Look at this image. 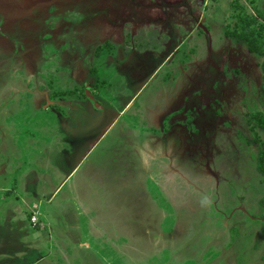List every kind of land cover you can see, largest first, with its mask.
<instances>
[{"label": "rangeland", "instance_id": "1", "mask_svg": "<svg viewBox=\"0 0 264 264\" xmlns=\"http://www.w3.org/2000/svg\"><path fill=\"white\" fill-rule=\"evenodd\" d=\"M239 2L264 14V0ZM233 3L0 0V264H264L262 57L226 35ZM133 46L154 51L121 65L117 53ZM83 114L69 142L62 122ZM115 117L72 171L102 119ZM149 122L172 139L169 198L148 167L161 161ZM56 141L63 167L41 165L36 144ZM20 216L25 241L52 232L46 216L86 233L31 259L7 227Z\"/></svg>", "mask_w": 264, "mask_h": 264}, {"label": "crops", "instance_id": "2", "mask_svg": "<svg viewBox=\"0 0 264 264\" xmlns=\"http://www.w3.org/2000/svg\"><path fill=\"white\" fill-rule=\"evenodd\" d=\"M153 51L154 50H150L148 48H144V47L140 48V47H134L133 46V47H131V49L129 48L126 51L118 52L117 56H116L117 57L116 59L119 60L118 59L119 56L122 55V57L120 58V63L122 65V63L126 59V57L129 59V58H132V57H134V56H136L138 54L147 56L148 54H150ZM129 78L132 80V77L130 75H129ZM132 82H133V80H132ZM145 82H143V83L145 84ZM146 84H147V82H146ZM128 87H130L129 91H128L129 94L126 93V92L123 93V95L125 94V97H129L131 91L135 92V90H136V88L133 89L132 83H131V85H128ZM98 106L102 107V105H98ZM162 114L160 113L159 115H162ZM86 116H88V115L83 114L82 117H79L76 120L74 118H72L71 120H70V118H67L66 120H64V122H62V124H64V126L68 125L66 131H63L64 133L67 134V137H68V135H69V133H70V131L72 129V125L76 121H78V122L79 121H84L86 119ZM88 117L90 118V116H88ZM163 118L164 117H161L159 119L158 123H160ZM116 120H118L117 117L113 118V120L109 121L108 124H107L106 123V118L102 119L101 125H100V127L98 129V132H96V134L93 135V138L91 137V138H89L87 140V141H91V140H93V141L90 142L88 145L86 144L87 146L85 145L78 152L77 155H78L79 160L74 162V166L75 167L72 169V171L77 168V166L83 161V159H85V157L90 153L91 150H93L96 146H98V144L101 143L103 141V139L109 135L108 131H110L112 129V126L117 123ZM148 125H151V122H149ZM151 127H150L149 131H147L146 133H148V135L150 137H152V139L155 141L156 144L155 143L154 144H155L156 148L159 147L158 149H153L152 148V151H153L152 153H154V155L156 156L155 158H158L161 161L157 162V163H155V162L150 163V164H148V167L150 166V172L151 173L153 172L152 175L154 176L155 183L160 187L159 190H161L162 192H166V195L169 198L170 195H169L168 190H170V187L169 188L166 187L165 184H166V180L168 179V181H169L168 185H170L171 165H170L168 159L171 156V149H170V146L168 144H166V143L168 141L172 140V139L166 140V138L169 136L168 133H170V132L162 130L161 134H159V133L155 134L154 130L155 129L159 130V128L156 127V126H153V123H152ZM151 129L153 131H151ZM120 130H123V129L120 128ZM83 131L84 130H82V137L85 139V132H83ZM123 133L125 134L124 130H123ZM183 137H185V136L183 135ZM175 138H176V136H175ZM68 139H70L69 142L72 141V138H70V136L68 137ZM41 141H42V139H41ZM161 144H162V146H160ZM58 145H59V141H56L55 143H53L51 145L50 144H45L43 142H40V143L36 144V146L34 148V151L36 153H42L43 154L42 155V159L43 160L41 161V165H45V164L53 165L55 162H58L57 165H59V168L63 167L59 163V158L57 156L59 154V151L61 149L65 148V145H63L62 143H61V145H59V146ZM54 152H56V154H54ZM44 158L49 159V163L47 162V163L44 164V160H47V159H44ZM57 171L59 172V170H57ZM84 175L86 176V173H84ZM44 176L46 177V179L49 178V174L46 171H44ZM84 178H86V177H84ZM66 179L67 178L61 180L60 182L65 183ZM85 192L86 191L83 190L82 193H81V194H83V197H86V195L89 194V192L88 193L87 192L85 193ZM163 204H165V202ZM46 217H47V219L52 220V223H54V226H52V232H50L49 235H48V232L41 233V234H34L35 237L38 238V239L35 238L34 241L33 240L25 241L21 237L23 235L22 232L25 231V232L29 233L27 230H24L25 228H22L23 224H25V220H22L23 217L20 216V217L17 218V221L19 222V224H17V226H12L13 224L8 219V223H9L10 227L9 226H7V227L10 228L11 231L13 230L16 234H19L20 235L19 238H21L18 241H17V239H15V242H18L19 247H20V250L18 252H21V251L22 252L23 251L27 252V253H29V254H26L27 257L30 256L31 259L32 258L36 259V258L42 257L41 251H42L43 248L41 247V245H46L47 244L49 249L53 250L55 248L57 250L59 244L61 245V244L69 243L70 239H75L77 241L78 238L85 236L86 231H85L84 225H82L80 231L79 230L75 231L74 227L70 231L69 230V226L70 225L72 226V224H69L68 220H66L64 217H62V216H57V217H48V216H46ZM63 225H66L65 228L62 227ZM61 242H63V243H61ZM38 244H39L40 247H38ZM3 251H5L4 252V254L6 255L5 258L7 260H9V261L16 260V259L21 260V259L25 258L23 256L21 257L19 255H15L14 252L8 251V249H3L1 252H3ZM45 253H46V249H45ZM44 257L45 256H43L41 260L36 261L34 264H48V263H51V262L44 261L45 260ZM25 260H29V259H25Z\"/></svg>", "mask_w": 264, "mask_h": 264}, {"label": "trees", "instance_id": "3", "mask_svg": "<svg viewBox=\"0 0 264 264\" xmlns=\"http://www.w3.org/2000/svg\"><path fill=\"white\" fill-rule=\"evenodd\" d=\"M234 8L236 9V26L234 29L226 30V35L233 37L246 44L248 50L262 57L260 63L264 74V22L259 20L264 14L259 8L256 9L257 15H249L240 9L239 0H234ZM264 93V85H263ZM256 121L264 127V114H259ZM257 141V140H256ZM257 170L264 175V141H261V148L258 152Z\"/></svg>", "mask_w": 264, "mask_h": 264}]
</instances>
